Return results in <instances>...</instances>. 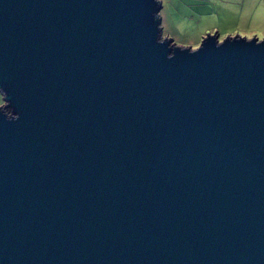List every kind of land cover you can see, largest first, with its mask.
<instances>
[{
    "label": "water",
    "instance_id": "water-1",
    "mask_svg": "<svg viewBox=\"0 0 264 264\" xmlns=\"http://www.w3.org/2000/svg\"><path fill=\"white\" fill-rule=\"evenodd\" d=\"M161 8L0 0V264H264V38Z\"/></svg>",
    "mask_w": 264,
    "mask_h": 264
},
{
    "label": "rangeland",
    "instance_id": "rangeland-1",
    "mask_svg": "<svg viewBox=\"0 0 264 264\" xmlns=\"http://www.w3.org/2000/svg\"><path fill=\"white\" fill-rule=\"evenodd\" d=\"M162 35L198 46L208 34L264 38V0H161ZM4 103L0 91V105Z\"/></svg>",
    "mask_w": 264,
    "mask_h": 264
},
{
    "label": "crops",
    "instance_id": "crops-1",
    "mask_svg": "<svg viewBox=\"0 0 264 264\" xmlns=\"http://www.w3.org/2000/svg\"><path fill=\"white\" fill-rule=\"evenodd\" d=\"M160 14H161V12H160ZM161 18H162V16H161ZM162 25V24H161Z\"/></svg>",
    "mask_w": 264,
    "mask_h": 264
}]
</instances>
